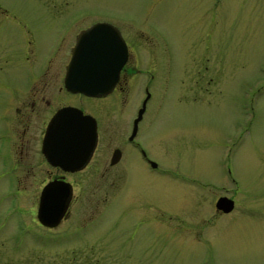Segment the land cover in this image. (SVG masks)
Wrapping results in <instances>:
<instances>
[{
    "label": "rangeland",
    "instance_id": "1",
    "mask_svg": "<svg viewBox=\"0 0 264 264\" xmlns=\"http://www.w3.org/2000/svg\"><path fill=\"white\" fill-rule=\"evenodd\" d=\"M71 1L76 11L117 13L142 25L148 33L145 38H151L145 43L142 36L134 37L137 50L151 49L148 60L142 58L143 50L138 54L142 64L167 57L171 83L165 94L157 89L151 95L150 103L156 109L151 127L154 139L153 144L147 137L145 142L171 173L161 175L165 184L158 180L160 185L153 187L148 180L133 184L130 176L122 183L110 180L111 184L97 179V174L85 177L81 180L85 189L77 191L72 210L80 206L83 215L91 210V225L82 231L80 222L65 220L39 237L30 211L41 178L17 183L0 179V264H183L180 255H186L185 264H193L200 255H211L212 264H249V255L264 251V0H86L85 5L78 3L84 0ZM62 7L60 0H0L1 80L25 65L26 57L38 61L51 35V30L38 27L33 19L30 38L34 42L27 44L22 31L5 20L8 13L35 18ZM161 68L157 69L158 79L164 75ZM2 91L0 88V96ZM170 129L171 135L166 133ZM227 165L236 190L241 189L247 202L235 197V212L214 221L216 229L209 240L188 247L174 239L172 225L179 222L180 215L190 213L182 212L179 202L196 198L194 186L181 181L176 173L197 171L211 182L199 194L205 203L208 190L221 193L223 187H229L234 191L235 186L228 183ZM106 187L111 197L107 205H101ZM116 189L122 199H117ZM158 193L168 198L166 202L155 200L159 219L154 224L151 254L134 228L139 212L131 211L130 205L121 206L120 200L126 205L136 194L148 199ZM137 200L135 209L142 207ZM195 207L189 210L196 211ZM242 223L245 231L237 232L235 226ZM118 234L129 241L123 251L117 248ZM105 248L110 255H103Z\"/></svg>",
    "mask_w": 264,
    "mask_h": 264
},
{
    "label": "flooded vegetation",
    "instance_id": "2",
    "mask_svg": "<svg viewBox=\"0 0 264 264\" xmlns=\"http://www.w3.org/2000/svg\"><path fill=\"white\" fill-rule=\"evenodd\" d=\"M60 1L63 4L62 8L52 12L39 13L42 15L41 17L28 18L27 15L20 12L8 13L10 16L5 17V20H9L22 31L27 44L34 42L30 38L33 37V19L38 21V27L51 30L49 40L38 61L32 62L26 57L25 65L19 66L16 72L10 69L11 73L13 72L12 75H7L3 80L0 79L2 81L0 88L4 89L2 91L4 95L0 96V179L14 180L17 183L21 180L41 178L42 182L36 192L33 210L30 211L36 227L39 229V233L36 235L38 237L45 230L56 228L65 220L71 224L80 222L78 229L82 231L91 225L93 217L91 210L86 211L84 215L80 206L76 207V210H72L77 191L82 192L85 189L81 182L85 177L97 174L95 176L97 179L111 184L110 180L120 179L119 181L122 183L130 176L133 184L141 180H148V184L153 187L158 184V180H162V174L171 173L167 168L168 165H164L159 157L151 152V148L145 142L146 137L151 144L154 139L151 127L155 122L156 109L154 104L150 103L151 95L155 94L157 89H159L158 93L165 94L169 83H171L167 76L170 71L167 57L165 56L164 60L156 59L155 61L152 59L150 64H142L138 54L140 55L143 50L142 58L144 60H148L149 54H151V49L137 50L135 46L134 37L137 35L142 36V42L145 43L151 39L145 38L148 33L144 31L145 28L142 25H137L131 19L124 18L117 13L76 11L75 2ZM78 3L85 5L87 2L84 0ZM99 21L107 22L111 28L117 30L125 44L126 57L117 71L114 82L105 92L97 95H85L79 91H73L69 86L68 82L72 80V77L65 76L66 66L77 34ZM161 67H163L164 75L158 79L157 69L161 70ZM61 108L72 110L76 108L82 114H88L94 119L95 140L88 155L85 149H76L72 152L60 149V147L70 146L73 142L79 146L85 145L82 140H71V132L67 128L59 125L52 129L48 128L51 118ZM171 132L170 129L166 133L171 135ZM159 134L166 135L165 133ZM48 147L53 150H46ZM67 153L71 154L72 162H69L70 160L66 157ZM65 157L66 161L63 162ZM226 171L229 175V186H235L236 180L231 176L228 165ZM176 174L180 176L181 181L193 185L195 190L193 193L195 199L179 202L182 212L188 210L190 213L185 217L180 215L179 222L172 225L174 230L171 232L174 239L188 244V247L191 243L199 244L212 237L216 229L214 221L232 211L235 212L237 207L235 197H242L243 201L247 202L241 189L236 190L235 186L233 187L234 191L229 187H223L221 193L218 190L206 191L210 196L207 198L208 200H205L207 203H204L199 194L202 190H207L206 185L211 182L204 181L198 176L197 171L191 172V174ZM75 178H78L79 181H76ZM51 182L69 187L70 193L60 219L54 225L48 226L37 219L36 212L41 190ZM161 182L165 184L164 180ZM77 186L80 188H76ZM119 190L116 189L114 194H117V199H122ZM107 191L108 187L103 190L101 205H107L111 197ZM156 195L158 197L146 199V197L140 198L141 195L136 194L130 198V203H126V205L120 200L121 206L128 208L131 206V211L139 212L138 216L135 215L138 223L134 228L137 227L138 232L140 231L151 254H153V244L156 238L154 224L158 218L154 210L155 200L157 198L161 202H166L168 198L166 194L161 196L158 193ZM134 198L136 201H133ZM138 198L142 202V207L135 209L133 204L138 201ZM192 202L199 206L195 207ZM166 205L168 206V204ZM190 206L197 210L190 211ZM246 206L248 207V205ZM246 206H243L241 212ZM78 210H82V212ZM104 210L105 208L101 207L100 211L103 214ZM162 213L164 212L162 211ZM235 218L234 215L229 220ZM26 222L29 225L31 223L29 220ZM235 229L237 232L245 231L244 224H237ZM134 231L135 229H132V236ZM165 235L167 234L165 233ZM121 236L122 234H118L116 243L117 248L123 251L128 240ZM112 242L115 243V241ZM128 243L129 241L126 244ZM105 244L107 245L108 242ZM117 254L127 255L123 252ZM131 254L133 253L128 255ZM103 255H110V250L105 248ZM184 257L186 255H180L183 264H185ZM249 257H252L249 264H264V251L260 255H249ZM211 259V255H200L193 264H212Z\"/></svg>",
    "mask_w": 264,
    "mask_h": 264
},
{
    "label": "water",
    "instance_id": "3",
    "mask_svg": "<svg viewBox=\"0 0 264 264\" xmlns=\"http://www.w3.org/2000/svg\"><path fill=\"white\" fill-rule=\"evenodd\" d=\"M125 57V44L117 30L111 28L107 22H95L77 34L71 47L65 73L66 77H72L68 84L73 91H79L85 95L103 93L114 82ZM58 125L70 130L71 140L85 142L84 146L73 142L70 146L60 147V149L71 152L76 149H85L87 155L89 154L95 140V124L90 115L82 114L76 108L73 110L61 108L51 118L48 128L52 129ZM48 148L46 150H53L51 147ZM70 156L71 154L67 153L66 157L69 160ZM66 157L62 160L63 162L66 161ZM69 193L67 186L52 184V182L46 184L39 195L37 219L42 224L54 225L67 205Z\"/></svg>",
    "mask_w": 264,
    "mask_h": 264
}]
</instances>
